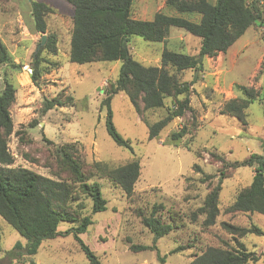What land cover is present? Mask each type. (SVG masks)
<instances>
[{
  "label": "rangeland",
  "instance_id": "rangeland-1",
  "mask_svg": "<svg viewBox=\"0 0 264 264\" xmlns=\"http://www.w3.org/2000/svg\"><path fill=\"white\" fill-rule=\"evenodd\" d=\"M33 1L45 2L53 9L46 17V34L32 31ZM216 1L209 0L213 4ZM157 11L194 21L201 18L198 13L179 14L166 5V0H134L132 17L147 19ZM73 14L74 7L68 0L0 2V35L12 56L11 62L0 65V94L6 81L16 86V99L10 107L14 130L8 145L15 158L11 167L29 168L52 178L68 177L54 154V148L65 143L74 144L87 164L102 161L117 167L134 158L140 161V176L131 195L110 180L96 177L107 200L105 211L93 213L92 200L84 196L73 202L74 207L84 205L82 215L92 217L93 223L80 237L98 255L101 264H189L195 254L209 245L235 244L233 236L222 226L223 221L240 226L255 223L264 230L263 214L227 210L238 192L252 182L256 167H233V163L254 153L264 155L263 105L253 102L246 110L245 123L221 113L226 101L240 95L237 84L260 91L264 87V21L248 28L226 53L205 58L200 70L181 73L183 81L193 83L190 97L194 113L187 111L183 117L175 118L158 137L149 139L147 123L163 118L167 107L173 104L172 98L166 99L163 108L138 114L124 92L113 94V123L130 141L128 148L118 145L110 136L106 125L108 108L103 104L118 78L121 62L68 61ZM48 33L56 36L58 53L50 55L43 51L44 71L36 86L31 79L35 53L45 45L39 48L42 36ZM129 46L133 57L143 64L160 65L164 48L197 54L201 39L173 27L163 42L134 36ZM57 96L63 101L71 97L74 100L44 114L45 99ZM183 125H188L192 134L178 145L171 143V133ZM222 170L226 177L219 194V215L214 225L206 226V214L199 209L222 177ZM208 174L211 178L206 179ZM155 204L164 205L159 215L176 227L157 240L142 222L143 215H149ZM77 225L75 221H63L59 230ZM239 239L260 255L261 259L252 264H264V236L249 234ZM26 241L0 216V264H91L72 233L43 241L32 256L14 250L17 242L25 245ZM141 245L156 248H134ZM178 245L191 247L171 253Z\"/></svg>",
  "mask_w": 264,
  "mask_h": 264
},
{
  "label": "trees",
  "instance_id": "trees-1",
  "mask_svg": "<svg viewBox=\"0 0 264 264\" xmlns=\"http://www.w3.org/2000/svg\"><path fill=\"white\" fill-rule=\"evenodd\" d=\"M4 1L10 0H0ZM68 1L74 7L68 61L80 64L121 62L118 78L111 85L103 104L108 108L106 125L110 136L118 145L128 148H131L130 141L117 131L113 123V94L124 92L138 114L163 108L166 106V99L172 98L173 104L167 107L166 115L147 123L149 139L158 137L172 120L183 117L187 111L194 113L190 97V86L193 83L183 81L181 73L189 69L200 70L205 58L226 53L248 28L264 21V3L261 0H217L214 4L209 0H166V5L179 14H200L199 21L181 15H169L163 11H157L152 20L136 19L132 17L134 0ZM52 11V7L45 2H32L34 33H47L46 17ZM173 27L182 28L201 39L197 54L164 48L160 65H145L133 57L129 46L132 37L140 36L149 42H163ZM43 51L57 55L55 35L48 33L47 42L35 53L31 79L36 86H39L44 71ZM11 59V53L0 35V65L11 62ZM235 88L240 95L226 101L221 113L237 117L245 123L246 110L253 102L259 101L264 108V87L260 91L237 84ZM15 99L16 86L13 82L6 81L0 94V216L27 240L25 245L17 242L14 250L19 249L21 253L32 256L37 254L43 241L72 233L90 263L101 264L98 255L80 237L93 223L92 217L82 215L84 205L74 207L73 202L84 196L92 200L93 213L105 211L107 200L96 177L110 180L127 195H131L140 176V161L134 158L117 167L102 161L87 164L78 155L74 144L65 143L57 145L54 154L58 165L68 177L52 178L29 168L11 167L15 158L8 145L14 130L10 107ZM69 99L74 100L73 97ZM69 101H63L59 96L45 99L42 112L45 114L56 106L67 105ZM193 127H196L194 123ZM189 134H192L191 129L188 125H183L171 133L170 142L178 145ZM186 145L187 148L190 147ZM253 165L256 167L252 182L238 192L233 204L227 209L229 212H257L264 215V155L254 153L241 162L233 163V167ZM195 168L201 171L198 164H195ZM225 174V170H222V177L199 209L206 214V226L214 225L219 215V194ZM205 178L209 179L211 175L208 174ZM163 208V204H155L150 214L142 217L143 224L154 234L156 240L176 228L173 222L166 223L162 220L159 212ZM193 215L194 219L197 218V213ZM63 221H75L78 225L61 231L59 225ZM222 226L233 236L235 244L209 245L195 254L189 264H252L261 259L255 250L248 249L239 239L249 234L264 236V230L259 225L251 223L249 226H240L223 221ZM153 247L156 248L134 246L141 250ZM190 247L191 245H178L171 253L183 252ZM262 255L264 259V252Z\"/></svg>",
  "mask_w": 264,
  "mask_h": 264
},
{
  "label": "water",
  "instance_id": "water-1",
  "mask_svg": "<svg viewBox=\"0 0 264 264\" xmlns=\"http://www.w3.org/2000/svg\"><path fill=\"white\" fill-rule=\"evenodd\" d=\"M46 39H47V35H43V36H42V42L40 43L39 48H40L43 44H45Z\"/></svg>",
  "mask_w": 264,
  "mask_h": 264
},
{
  "label": "crops",
  "instance_id": "crops-1",
  "mask_svg": "<svg viewBox=\"0 0 264 264\" xmlns=\"http://www.w3.org/2000/svg\"><path fill=\"white\" fill-rule=\"evenodd\" d=\"M142 9H145V7L142 5ZM154 17V16H153ZM153 17H150V18H136V19H140V20H152Z\"/></svg>",
  "mask_w": 264,
  "mask_h": 264
},
{
  "label": "built area",
  "instance_id": "built-area-1",
  "mask_svg": "<svg viewBox=\"0 0 264 264\" xmlns=\"http://www.w3.org/2000/svg\"><path fill=\"white\" fill-rule=\"evenodd\" d=\"M262 3H264V0H261Z\"/></svg>",
  "mask_w": 264,
  "mask_h": 264
}]
</instances>
